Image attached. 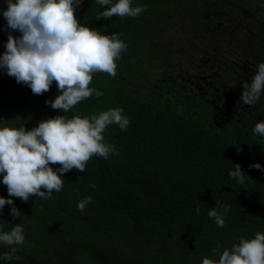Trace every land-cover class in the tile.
Here are the masks:
<instances>
[{"label":"trees","instance_id":"1","mask_svg":"<svg viewBox=\"0 0 264 264\" xmlns=\"http://www.w3.org/2000/svg\"><path fill=\"white\" fill-rule=\"evenodd\" d=\"M262 3L132 0L147 10L135 18L97 19L106 6L83 0L75 13L80 23L121 34L127 49L115 77L93 74L89 87L103 95L68 113L46 103L62 94L55 82L35 95L5 69L0 127L31 130L58 115L117 107L130 123L126 130L109 125L104 142L115 154L92 157L85 172L61 174L63 188L51 199L10 197L0 174V197L12 199L21 213L13 218V205L6 204L0 228L21 224L25 236V244L15 246L19 260L3 259L10 248L0 243V264H202L205 257L218 261L217 242L222 252L240 237L264 233V170L250 167L264 168V137L252 132L264 122V94L255 106L240 100L243 84L264 63V13L248 19L253 36L244 44L218 27L221 17L237 19ZM227 44L240 51H224ZM235 164L244 185L229 175ZM85 197L92 199L81 212L77 204ZM216 202L230 205L222 228L208 216Z\"/></svg>","mask_w":264,"mask_h":264},{"label":"clouds","instance_id":"2","mask_svg":"<svg viewBox=\"0 0 264 264\" xmlns=\"http://www.w3.org/2000/svg\"><path fill=\"white\" fill-rule=\"evenodd\" d=\"M106 6L99 17L110 19L113 16L137 17L146 11L145 5L132 6V0H95ZM82 0H8V8L3 13L8 27L22 33L20 38L9 35L6 51L0 59V67L6 68L7 75L14 77L17 83L31 88L35 95L48 92L53 82L62 93L54 101H46L53 109L68 113L78 103L102 91L90 88L94 73H105L111 77L117 75V59L127 45L120 39L119 33L105 35L88 25L81 24L76 17V9ZM264 94V63L256 67L250 83L243 84L240 100L255 106ZM122 108H111L99 114L69 118L58 115L43 120L37 127L26 130L21 127H0V174L7 186L10 197L27 202L31 196L51 199L53 192H60L64 185L61 174L72 169L85 172L86 165L94 156L107 159L115 154V146L105 141L104 132L111 124L126 130L130 121L122 115ZM252 132L264 137V122L255 123ZM60 165L54 170L50 165ZM258 170H264L259 163L253 164ZM229 175L245 183L241 165L235 164V170ZM85 197L77 204L84 211L91 202ZM13 205V218L21 215L12 199L0 197V210ZM223 208V211L218 209ZM230 205L216 202L208 212L218 227L225 225V213ZM197 208V214H199ZM24 229L15 224L10 231L0 228V243L10 248L3 259L19 260L17 245L25 244ZM219 259L203 258L202 264H264V233L257 232L255 237L239 238L231 249L221 252L219 242L213 250Z\"/></svg>","mask_w":264,"mask_h":264},{"label":"flooded vegetation","instance_id":"3","mask_svg":"<svg viewBox=\"0 0 264 264\" xmlns=\"http://www.w3.org/2000/svg\"><path fill=\"white\" fill-rule=\"evenodd\" d=\"M264 3H262L260 6L255 7L253 9H251V13L248 15H242L239 16L237 15V19L236 18H228V17H221V20H218V27H220L223 31H225L226 33L228 32L229 29H231V36L235 34V32L239 31L238 35H236L237 37H239V39L236 37V39L238 41H242L243 44L248 41V39L253 36L252 30L248 28V19H250L251 15H254L255 13H264V9L263 10H258V8L262 7ZM257 22V21H256ZM241 23L243 24L241 26ZM243 29H245L248 33H244ZM244 36H247V38L245 40H241V38ZM227 47L230 48L231 45L227 44ZM228 50V49H227ZM213 66L209 65V72H213V69H211Z\"/></svg>","mask_w":264,"mask_h":264},{"label":"water","instance_id":"4","mask_svg":"<svg viewBox=\"0 0 264 264\" xmlns=\"http://www.w3.org/2000/svg\"><path fill=\"white\" fill-rule=\"evenodd\" d=\"M83 1V0H82ZM12 2H18V0H12ZM8 8V0H0V59H2L3 54L6 51V44L9 38V35H12L16 38H20L22 36V33L18 30H12L8 27L7 20L5 19L3 13ZM264 4L262 7L258 8V10H263ZM6 68L0 67V75L3 73V71Z\"/></svg>","mask_w":264,"mask_h":264},{"label":"rangeland","instance_id":"5","mask_svg":"<svg viewBox=\"0 0 264 264\" xmlns=\"http://www.w3.org/2000/svg\"><path fill=\"white\" fill-rule=\"evenodd\" d=\"M238 33H239V31L235 32L236 35H238ZM237 38L239 39V37H237ZM246 38H247V36H244V35H243V37L241 38V40H245ZM240 42H242V41H240ZM227 49H228V50H227ZM223 50H224V51H230V52H236V53H238V51H240V50H239V47H236V46L233 47L232 45H231L230 48H228V47L226 46V48H224ZM224 51H223V52H224Z\"/></svg>","mask_w":264,"mask_h":264}]
</instances>
